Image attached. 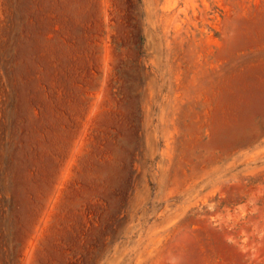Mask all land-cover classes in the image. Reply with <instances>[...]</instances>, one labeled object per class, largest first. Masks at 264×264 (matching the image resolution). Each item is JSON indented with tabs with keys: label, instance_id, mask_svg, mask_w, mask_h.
<instances>
[{
	"label": "rangeland",
	"instance_id": "374dc122",
	"mask_svg": "<svg viewBox=\"0 0 264 264\" xmlns=\"http://www.w3.org/2000/svg\"><path fill=\"white\" fill-rule=\"evenodd\" d=\"M0 264H264V0H0Z\"/></svg>",
	"mask_w": 264,
	"mask_h": 264
}]
</instances>
